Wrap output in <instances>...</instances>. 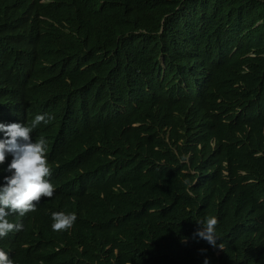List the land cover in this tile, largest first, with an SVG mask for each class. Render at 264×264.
Listing matches in <instances>:
<instances>
[{
	"label": "trees",
	"instance_id": "1",
	"mask_svg": "<svg viewBox=\"0 0 264 264\" xmlns=\"http://www.w3.org/2000/svg\"><path fill=\"white\" fill-rule=\"evenodd\" d=\"M42 12L68 40L64 55L50 62L53 34L40 29ZM0 65L12 69L19 96L0 118L25 122L55 104L76 106L68 141L50 123L33 134L69 159L54 164V177L86 175L99 198L89 210L93 228L82 212L72 228L57 232L51 214L74 208L61 192L44 197L35 221L4 245L17 263L203 264L207 257L209 264H264V0H27L10 12L0 3ZM105 70L114 71L120 121L82 127L80 108L101 112ZM1 79L9 81L8 74ZM165 83L180 84L199 105L215 94L216 112L184 128L178 96L164 89L143 114L131 111L138 87ZM173 143L213 164L219 201L210 198L209 206L224 246L218 254V247L193 239L197 222L214 215L189 209L176 188L186 176L174 178L169 169L156 182L137 180L144 153L154 146L169 153Z\"/></svg>",
	"mask_w": 264,
	"mask_h": 264
},
{
	"label": "clouds",
	"instance_id": "2",
	"mask_svg": "<svg viewBox=\"0 0 264 264\" xmlns=\"http://www.w3.org/2000/svg\"><path fill=\"white\" fill-rule=\"evenodd\" d=\"M27 0H0L6 12L22 6ZM45 1V0H43ZM40 29L53 34V41L49 53V62L53 58L64 55L68 40L55 31L54 23L48 13L42 12L39 18ZM48 62V64H49ZM8 74L9 81H3L1 74ZM107 83L100 88L101 112L95 114L91 110L80 108L86 116L80 120L82 127L87 121L111 120L120 121L123 106L119 103L112 80L113 70H105L101 74ZM177 82V81H176ZM176 83H165L156 89L138 87L130 104L133 113L141 115L148 105L159 101L163 97L162 89L177 95L184 109L187 124L184 128L201 124L209 119L217 110L219 98L213 94L199 105L190 96V92L173 87ZM184 86V84L182 83ZM19 102V96L13 84L12 69L0 65V111L12 108ZM52 112L35 115L25 122L20 116L0 118V264H21L13 253L4 245L17 242V233L35 221L37 214L43 210L44 197H52L54 193L61 192L68 200V205L73 209L71 214L62 211L51 214L53 231L60 232L73 227L78 213L85 212L87 229L95 226L96 221L91 209L99 206V198L92 187H87V176L64 172L54 177V164L66 162L64 155L55 146L48 145L47 140L40 136L35 137L33 131L43 123H50L52 128L68 141L72 133L68 128L69 111L76 106L55 104ZM109 112H107V111ZM79 122V121H78ZM145 164L140 168L137 180L141 185L153 183L161 179L164 172L172 169L174 178L186 176L184 183H176L187 201L189 209L194 215L204 210L213 214L209 206V199L219 201L217 191L212 185L211 175L213 164L203 155L194 157L193 154L181 153L175 143L170 146L169 153L157 146L150 147L143 155ZM75 192V193H70ZM206 216L197 222V229L193 239H202L213 248L218 247L217 254L224 246L217 244L216 234L217 218ZM59 240V237H58ZM57 240V241H58ZM55 241V242H57ZM187 242L186 240L184 241ZM202 253L206 249L200 250ZM203 264H209L205 257Z\"/></svg>",
	"mask_w": 264,
	"mask_h": 264
}]
</instances>
